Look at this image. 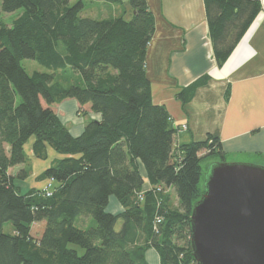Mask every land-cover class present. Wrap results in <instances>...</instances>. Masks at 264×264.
<instances>
[{
	"label": "trees",
	"instance_id": "16d2710c",
	"mask_svg": "<svg viewBox=\"0 0 264 264\" xmlns=\"http://www.w3.org/2000/svg\"><path fill=\"white\" fill-rule=\"evenodd\" d=\"M85 1L0 0L4 14L23 9L11 25L0 13V264H148L149 248L156 249L161 264H198L190 217L204 193L201 155L225 161L222 143L209 134L205 141L174 149L171 115L153 103L146 71L156 28L146 0H103L129 7L128 20L83 16ZM204 2L221 68L262 5L260 0ZM28 59L48 71L28 74L22 66ZM209 79H198L176 98L189 103ZM67 99L90 104L101 121H88L80 136H72L53 109ZM32 138L37 158L47 159L48 148L61 156L41 176L54 179L50 196L44 189L22 193L16 180L29 172H9L26 163ZM140 164L152 186L142 200ZM170 188L177 207L166 192ZM110 197L123 212L108 211ZM40 222L45 226L36 238L33 226ZM7 223L11 233L4 232Z\"/></svg>",
	"mask_w": 264,
	"mask_h": 264
},
{
	"label": "crops",
	"instance_id": "0c3cea01",
	"mask_svg": "<svg viewBox=\"0 0 264 264\" xmlns=\"http://www.w3.org/2000/svg\"><path fill=\"white\" fill-rule=\"evenodd\" d=\"M146 2L156 21L147 49L146 71L153 103L166 106L171 115L176 129L174 149L205 141L211 134L220 139L225 161L232 156V162L264 166V0H260V13L221 68L214 56L204 0ZM205 76L210 77L208 83L197 89L192 101L183 104L176 98L183 88ZM227 88L229 99L225 98ZM53 109L74 137L84 132L88 121L102 118L91 111L90 104L80 106L75 99L64 100ZM182 125L188 129H181ZM33 143L32 138L26 145V163L9 171L12 176L24 169L29 172L25 180H16L22 193L43 190L47 180L41 179L42 174L61 157L48 148L47 159H39ZM140 171L142 192H147L152 186L142 164ZM108 211L115 215L123 212L115 197H110ZM145 259L148 264H161L154 248L147 249Z\"/></svg>",
	"mask_w": 264,
	"mask_h": 264
},
{
	"label": "water",
	"instance_id": "95a60500",
	"mask_svg": "<svg viewBox=\"0 0 264 264\" xmlns=\"http://www.w3.org/2000/svg\"><path fill=\"white\" fill-rule=\"evenodd\" d=\"M190 224L198 264H264V166L213 163Z\"/></svg>",
	"mask_w": 264,
	"mask_h": 264
},
{
	"label": "rangeland",
	"instance_id": "374dc122",
	"mask_svg": "<svg viewBox=\"0 0 264 264\" xmlns=\"http://www.w3.org/2000/svg\"><path fill=\"white\" fill-rule=\"evenodd\" d=\"M76 2L77 0H71L70 4L73 5ZM85 3H86L85 9L82 13L83 16L95 18V19H102V18H107V17H112V16H122L126 20L130 19L129 7H124V6L120 7V6L108 4V3L103 4L100 0H86ZM0 11H1V8H0ZM0 13H1V18L4 20V22L7 23L8 25H11L14 20H16L19 16L23 14V9H20L10 14H4L2 12ZM22 66L24 67L26 72L30 75L33 74L35 71H39V72L48 71L45 67L41 66L38 62L34 60H29V59L24 60L22 62ZM201 156L203 157V159L201 160L202 174H201L199 188L204 190L205 181L210 171L211 165L215 162H221V161H220V158L216 155L206 157L207 154L202 153ZM233 159L234 158L232 156H227L226 161L224 162L234 163L232 162ZM238 163H241V162H238ZM166 192L171 194V202L173 203L175 207H177L179 204H178V200L176 198L174 190L170 191V189H167ZM120 225H121V222H118L117 229L120 228ZM43 226H45L43 222L36 223L33 226L32 234L34 237L37 238L39 236V234L41 233L43 229ZM12 230H13L12 225L10 223L5 224L4 232L11 233Z\"/></svg>",
	"mask_w": 264,
	"mask_h": 264
},
{
	"label": "built area",
	"instance_id": "2783aa9c",
	"mask_svg": "<svg viewBox=\"0 0 264 264\" xmlns=\"http://www.w3.org/2000/svg\"><path fill=\"white\" fill-rule=\"evenodd\" d=\"M181 129L187 130V129H188V126H187V125H182V126H181ZM53 187H54V179L51 178V179L48 180V182H47V184H46V186H45V188H44V191H45V193H46L47 196H50V195L52 194V192H53ZM151 189H152V188H151ZM151 189H150V190H151ZM150 190H149V191H150ZM161 191H162L161 188H157V190H156V192H161ZM144 193H145V192H142V193L139 194V198H140V200L143 199V195H144ZM162 219H163V218H162L161 216H158V217L156 218V222H157V223H160V222L162 221Z\"/></svg>",
	"mask_w": 264,
	"mask_h": 264
}]
</instances>
